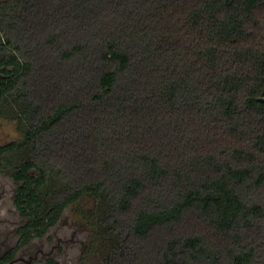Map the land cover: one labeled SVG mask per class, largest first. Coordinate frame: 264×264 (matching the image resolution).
Instances as JSON below:
<instances>
[{
	"label": "trees",
	"instance_id": "obj_1",
	"mask_svg": "<svg viewBox=\"0 0 264 264\" xmlns=\"http://www.w3.org/2000/svg\"><path fill=\"white\" fill-rule=\"evenodd\" d=\"M2 115L20 246L89 195L99 264H264V0H0Z\"/></svg>",
	"mask_w": 264,
	"mask_h": 264
},
{
	"label": "rangeland",
	"instance_id": "obj_2",
	"mask_svg": "<svg viewBox=\"0 0 264 264\" xmlns=\"http://www.w3.org/2000/svg\"><path fill=\"white\" fill-rule=\"evenodd\" d=\"M22 139L23 133L18 130L16 122L5 115L0 116V145L19 142ZM12 170L13 167L6 164L0 168V219L7 221V237L13 243L17 239L16 229L24 224L26 219L20 217L11 203L14 186L11 185L9 175ZM95 207L91 196L81 197L65 210L59 223L50 229L45 237L34 239L19 252L27 256L41 251L42 254L38 253L40 260L45 261L48 257L55 259L59 264H99V255L88 251L83 253L92 236L89 224L92 222L91 216ZM93 247L99 249L96 244H93Z\"/></svg>",
	"mask_w": 264,
	"mask_h": 264
},
{
	"label": "flooded vegetation",
	"instance_id": "obj_3",
	"mask_svg": "<svg viewBox=\"0 0 264 264\" xmlns=\"http://www.w3.org/2000/svg\"><path fill=\"white\" fill-rule=\"evenodd\" d=\"M11 185H13L12 182ZM0 220V264H45L38 256V253L42 254L41 251L27 256L20 253L19 250L26 245L20 246L18 238L12 243L7 237V221L5 219Z\"/></svg>",
	"mask_w": 264,
	"mask_h": 264
}]
</instances>
